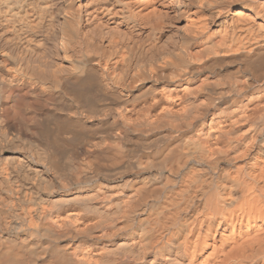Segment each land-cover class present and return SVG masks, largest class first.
I'll return each mask as SVG.
<instances>
[{
    "label": "bare ground",
    "instance_id": "1",
    "mask_svg": "<svg viewBox=\"0 0 264 264\" xmlns=\"http://www.w3.org/2000/svg\"><path fill=\"white\" fill-rule=\"evenodd\" d=\"M0 264H264V0H0Z\"/></svg>",
    "mask_w": 264,
    "mask_h": 264
}]
</instances>
